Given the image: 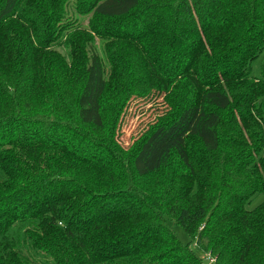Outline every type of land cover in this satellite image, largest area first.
Masks as SVG:
<instances>
[{
  "label": "trees",
  "instance_id": "trees-1",
  "mask_svg": "<svg viewBox=\"0 0 264 264\" xmlns=\"http://www.w3.org/2000/svg\"><path fill=\"white\" fill-rule=\"evenodd\" d=\"M263 50L264 0H0V264H264Z\"/></svg>",
  "mask_w": 264,
  "mask_h": 264
},
{
  "label": "rangeland",
  "instance_id": "rangeland-1",
  "mask_svg": "<svg viewBox=\"0 0 264 264\" xmlns=\"http://www.w3.org/2000/svg\"><path fill=\"white\" fill-rule=\"evenodd\" d=\"M263 55L264 50L253 63L252 75H259V63ZM162 112L163 106L160 104V101H154V103L133 102L131 106H129L127 113L123 115L119 132L117 130L119 143L126 148L131 142H133L139 133L143 132L146 127H148V124ZM173 229L182 243L188 241V236L179 226L173 225ZM191 248L199 256L203 257L206 264H212L213 259L207 255V252H204L203 254L201 251L197 250L193 244L191 245Z\"/></svg>",
  "mask_w": 264,
  "mask_h": 264
},
{
  "label": "built area",
  "instance_id": "built-area-1",
  "mask_svg": "<svg viewBox=\"0 0 264 264\" xmlns=\"http://www.w3.org/2000/svg\"><path fill=\"white\" fill-rule=\"evenodd\" d=\"M213 259V258H212Z\"/></svg>",
  "mask_w": 264,
  "mask_h": 264
}]
</instances>
